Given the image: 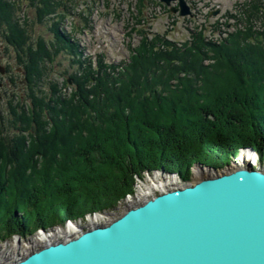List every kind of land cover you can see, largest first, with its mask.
<instances>
[{
  "label": "trees",
  "instance_id": "trees-1",
  "mask_svg": "<svg viewBox=\"0 0 264 264\" xmlns=\"http://www.w3.org/2000/svg\"><path fill=\"white\" fill-rule=\"evenodd\" d=\"M25 1L53 35L23 49L27 18L20 26L21 8L0 0V29L23 73L0 92V241L113 210L146 171L186 182L197 163L222 168L241 148L264 158V0L236 3L211 34L195 26L181 41L148 29L156 0H135L127 59L99 53L94 64L61 26L79 2ZM63 52L72 71L58 83L50 75Z\"/></svg>",
  "mask_w": 264,
  "mask_h": 264
},
{
  "label": "water",
  "instance_id": "water-1",
  "mask_svg": "<svg viewBox=\"0 0 264 264\" xmlns=\"http://www.w3.org/2000/svg\"><path fill=\"white\" fill-rule=\"evenodd\" d=\"M159 1L192 15L186 0ZM5 71L0 63V76ZM211 169L191 183L158 187L108 222L71 231L65 221V237L0 264H264V169L242 159Z\"/></svg>",
  "mask_w": 264,
  "mask_h": 264
},
{
  "label": "rangeland",
  "instance_id": "rangeland-1",
  "mask_svg": "<svg viewBox=\"0 0 264 264\" xmlns=\"http://www.w3.org/2000/svg\"><path fill=\"white\" fill-rule=\"evenodd\" d=\"M10 1L12 3L14 2L17 7L21 8V10L16 9L17 14H15V18L17 19L20 26L23 27L25 16L27 18V24L25 26L27 30H25V32H27L28 40L27 43L25 42V45L22 43L23 49L24 47L26 48L27 44H31V47L35 48L40 35L45 37H52L53 34L51 33V31H49V24H37L35 20L33 21V18L35 16V9L28 6L27 1ZM64 1L66 2V0ZM76 1L79 3H77V6L73 9L74 13L69 16L66 15L62 20L61 26L67 32H72L73 35L78 39L81 50L83 52V56H89L94 61L96 55L102 53L104 55L105 61L114 63H118L121 60L127 59L128 52L125 45L127 39L125 35L129 28L128 22H131L129 13L131 9L135 10V0ZM186 1L188 5L191 6L192 15L185 17L180 16L178 13L171 12L168 6L158 0H156L157 3L147 4V9L144 11V13L149 16L148 24L150 27L148 29L152 32H167L170 38L183 40L188 36L189 29L195 26L206 25L208 27V31H206V34L208 35L209 33L211 34L213 25L218 22H223L226 19L227 11L232 13L235 12L236 3L243 2L244 0ZM129 2L132 3L133 6ZM61 7L62 4L58 8L59 11H61ZM82 10L84 11L83 14L87 17L86 25L83 18L78 15V13ZM216 10H218L217 13L212 14L213 11ZM24 13L26 15H24ZM53 19L56 20V16H54L52 20ZM231 23L226 25L225 27L229 31L233 30V24ZM145 28L147 29V27ZM7 33L8 32L0 29V63L4 66L8 64L9 68L11 69V72L9 74H4L0 77L2 81V84L0 85V92L1 94L5 95L6 92L8 94L10 92V82L8 81V76L10 77V79L19 82L23 74L22 69L20 68L22 67L21 63L17 62V60L14 59L15 48L12 47V45L8 43L4 38L5 34ZM8 36L11 38L10 33H8ZM133 36V44H136L138 42L139 36L135 34H133ZM69 57L70 55L65 52L57 56L53 70L54 73L50 75V78L54 79V81H58V83H61V81H63L62 78L57 74L61 70H67V68L69 69V71H72V68L69 67ZM68 85L70 86V84ZM25 88L26 87L24 86V90ZM69 88H65V91H70ZM4 102L5 99L1 101L2 108H4ZM245 153L246 152L244 150H240L239 153L236 154V158L234 159L236 160L239 157H242V154H244L243 158H245L248 162L251 161L252 167L259 166L260 168L264 169V158L260 160L256 151L255 155L252 156V159L249 153ZM216 170L217 173L220 172V169ZM209 172L213 173L211 167L209 168V166L197 163L192 168L191 177L187 182H183L178 175H174L165 171L155 172V174H153L152 172L145 173V177L143 180L136 178L137 183L135 192L132 194V197L123 199V201L121 202L119 201L113 210L107 212H95L94 214L96 215H94L93 213H87L93 216L89 218H86L84 216V220H77L74 223H77L79 225V228L77 227L78 229H85L90 227L94 223H105L118 217L127 209V207L138 203L144 197L143 195L138 194L137 185L150 184L154 182L153 180H155L156 176L161 181H166V179H168L169 183L165 186L166 188H168L175 185L191 183L195 179H197L200 174L205 175ZM158 189L159 188L156 187L154 191L152 190L151 192H156L158 191ZM151 192H149L148 194H150ZM69 220L74 221V219ZM67 229L68 228L64 224H55L53 227L46 230V233L48 235H40L37 229L31 235H27L26 237L17 239L12 236L7 240H1L0 263L10 262L18 257H22L28 254L30 251L39 248L44 243H46V241L61 239L65 237V232Z\"/></svg>",
  "mask_w": 264,
  "mask_h": 264
},
{
  "label": "bare ground",
  "instance_id": "bare-ground-1",
  "mask_svg": "<svg viewBox=\"0 0 264 264\" xmlns=\"http://www.w3.org/2000/svg\"><path fill=\"white\" fill-rule=\"evenodd\" d=\"M246 153H249V152H247V151H245ZM245 153V154H246ZM243 155L244 154H242V157H239L238 159H236V161L237 160H239V159H242V161H243V165H245L246 163H250L251 164V161L250 162H248L245 158H243ZM249 155L251 156V159H252V156H253V154H251V153H249ZM246 156V155H245ZM259 157V156H258ZM256 160V159H255ZM219 173V172H218ZM182 179V178H181ZM154 182H152V183H150V184H139V185H137L138 187V189H137V191H138V194H140V195H143V196H145L146 194H148L149 192H151L152 190L154 191V189L156 188V187H165L166 186V184H168L169 183V180L168 179H166V181H161V180H159V178L156 176V178H155V180H153ZM72 222V221H71ZM68 228H70V230L71 231H77V227L79 226L77 223H74V221L70 224H68ZM79 228V227H78ZM45 229V228H44ZM59 231V230H58ZM60 233V232H59ZM45 234H47V233H44V235ZM48 235V234H47Z\"/></svg>",
  "mask_w": 264,
  "mask_h": 264
},
{
  "label": "built area",
  "instance_id": "built-area-1",
  "mask_svg": "<svg viewBox=\"0 0 264 264\" xmlns=\"http://www.w3.org/2000/svg\"><path fill=\"white\" fill-rule=\"evenodd\" d=\"M155 172H157V171L154 170L152 173L155 174ZM129 197H132V194H127L126 197H125L124 199L129 198ZM93 214H94V213H93ZM94 215H96V214H94ZM87 216H88V217H87ZM91 216H93V215H91V214H86V215H85L86 218H89V217H91ZM77 220H78V221H80V220H84V218H83V219H82V218H78ZM66 222H67L68 224H69V223H70V224L72 223L71 220H66ZM74 222H75V221H74ZM68 224H67V225H68ZM64 225H66V223H65Z\"/></svg>",
  "mask_w": 264,
  "mask_h": 264
},
{
  "label": "flooded vegetation",
  "instance_id": "flooded-vegetation-1",
  "mask_svg": "<svg viewBox=\"0 0 264 264\" xmlns=\"http://www.w3.org/2000/svg\"><path fill=\"white\" fill-rule=\"evenodd\" d=\"M23 5H24V3H23ZM23 11H24V9H23ZM5 67H6V72H5V74H9V73L11 72V69L9 68V65L6 64ZM8 79H9L8 81H13L12 79H10L9 76H8ZM9 85H10V88H9V91H10V90H12L11 87H12L13 85H12V84H9Z\"/></svg>",
  "mask_w": 264,
  "mask_h": 264
},
{
  "label": "clouds",
  "instance_id": "clouds-1",
  "mask_svg": "<svg viewBox=\"0 0 264 264\" xmlns=\"http://www.w3.org/2000/svg\"><path fill=\"white\" fill-rule=\"evenodd\" d=\"M153 171H154V170H153ZM153 171H152V172H153ZM67 220H69V219H67ZM46 230H47V229H46Z\"/></svg>",
  "mask_w": 264,
  "mask_h": 264
}]
</instances>
